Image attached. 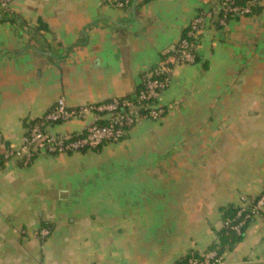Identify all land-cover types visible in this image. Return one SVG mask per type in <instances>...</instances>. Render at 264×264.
<instances>
[{"label":"crops","instance_id":"0c3cea01","mask_svg":"<svg viewBox=\"0 0 264 264\" xmlns=\"http://www.w3.org/2000/svg\"><path fill=\"white\" fill-rule=\"evenodd\" d=\"M12 0L0 19V152L67 106L131 98L203 14L196 62L98 151L9 159L0 172V264H178L218 245L222 210L264 194V0L220 24L221 0ZM91 119L50 127L81 132ZM47 229L49 235L40 237ZM264 261V205L220 264Z\"/></svg>","mask_w":264,"mask_h":264},{"label":"built area","instance_id":"2783aa9c","mask_svg":"<svg viewBox=\"0 0 264 264\" xmlns=\"http://www.w3.org/2000/svg\"><path fill=\"white\" fill-rule=\"evenodd\" d=\"M136 0H114L113 4L117 8H123L130 2ZM261 0H221L220 8L216 12L217 20L220 24L232 16H249L258 7ZM12 0H0V19L6 18L10 14ZM203 14L193 18L188 24L184 37H181L173 51L174 59L171 65H167L161 60L157 65L147 70L141 76L140 89L131 98H112L100 104L81 105L75 108L66 105L64 100L59 99L41 117L32 121L27 128L21 148L17 151L7 149L0 156V172L6 162L12 157H19L23 165H27L32 156L39 155H70L87 151H96L106 145L121 142L128 131L144 120L160 121L172 109V106L161 107L157 105L160 95L167 90L171 82L173 67L177 65H191L196 62L195 48L204 28ZM87 122L84 129L69 136L54 133L50 127L68 122L71 120H85ZM3 142L0 138V146ZM264 205V194L248 208H240L235 220L239 219L243 213V220L231 229L237 234L244 221L253 218L259 213ZM247 210L249 212L247 213ZM229 226V222L222 223ZM40 237L49 235L47 229H42ZM221 258L215 249H210L196 256L188 255L178 264H220ZM264 264V261L261 262Z\"/></svg>","mask_w":264,"mask_h":264},{"label":"trees","instance_id":"16d2710c","mask_svg":"<svg viewBox=\"0 0 264 264\" xmlns=\"http://www.w3.org/2000/svg\"><path fill=\"white\" fill-rule=\"evenodd\" d=\"M256 11H257V8L253 11V13H255ZM184 35H185V31H184L182 37H184ZM175 47L177 48V45ZM174 57H175V52L172 50L171 52L164 55L163 60L167 63V65H171L170 61H171V59H174ZM196 59H197V56H196ZM139 89H140V86H139ZM122 99H127V98H122ZM7 149H8L7 147H4V149L0 152V156H2ZM98 150L99 149H97L96 151H98ZM35 157L36 156H32V158L30 159V161L28 162V164L26 166H28ZM239 210H240V208L234 209L231 207L222 210V223L229 222V226H223L221 228V230L217 233L218 240H219L218 245L211 248V249L216 250V252L220 256V258H221V255L225 251L232 250L233 247L242 240L244 230H245L247 224L252 219V218H249V219H246L244 221V224L240 228L239 234L234 232L231 229L232 225H235L239 221L243 220V218L245 216V213H243L239 219L235 220V217H236L237 213L239 212ZM248 212H249V210H247V213Z\"/></svg>","mask_w":264,"mask_h":264}]
</instances>
